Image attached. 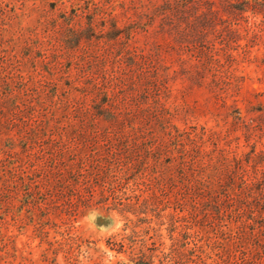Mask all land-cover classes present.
<instances>
[{
    "label": "rangeland",
    "instance_id": "obj_1",
    "mask_svg": "<svg viewBox=\"0 0 264 264\" xmlns=\"http://www.w3.org/2000/svg\"><path fill=\"white\" fill-rule=\"evenodd\" d=\"M145 262L264 264V0H0V264Z\"/></svg>",
    "mask_w": 264,
    "mask_h": 264
},
{
    "label": "trees",
    "instance_id": "obj_2",
    "mask_svg": "<svg viewBox=\"0 0 264 264\" xmlns=\"http://www.w3.org/2000/svg\"><path fill=\"white\" fill-rule=\"evenodd\" d=\"M185 257V256H184ZM184 257H183V255H180V258H178V262H180L181 261V263H183V259H184ZM180 259V260H179ZM142 264H152V263H150V262H148V263H142Z\"/></svg>",
    "mask_w": 264,
    "mask_h": 264
}]
</instances>
